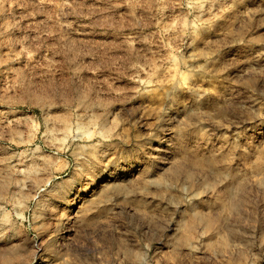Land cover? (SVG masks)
<instances>
[{
  "label": "rangeland",
  "instance_id": "374dc122",
  "mask_svg": "<svg viewBox=\"0 0 264 264\" xmlns=\"http://www.w3.org/2000/svg\"><path fill=\"white\" fill-rule=\"evenodd\" d=\"M0 264H264V0H0Z\"/></svg>",
  "mask_w": 264,
  "mask_h": 264
}]
</instances>
